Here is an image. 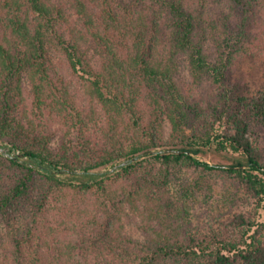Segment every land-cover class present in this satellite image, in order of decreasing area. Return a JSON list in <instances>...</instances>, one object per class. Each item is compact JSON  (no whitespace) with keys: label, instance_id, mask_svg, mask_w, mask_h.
I'll return each instance as SVG.
<instances>
[{"label":"trees","instance_id":"trees-1","mask_svg":"<svg viewBox=\"0 0 264 264\" xmlns=\"http://www.w3.org/2000/svg\"><path fill=\"white\" fill-rule=\"evenodd\" d=\"M0 5V138L16 150L0 154V219L18 226L0 264H264V161L250 137L251 121L264 128V89L251 99L229 92L206 50L212 40L228 51L230 68L264 53V0H103L99 18L85 0ZM184 53L192 83L180 87ZM58 54L87 104L56 67ZM205 77L224 94L223 105L204 106L223 130L187 135L178 117ZM180 171L235 180L254 213L187 238L186 199L178 205L172 183Z\"/></svg>","mask_w":264,"mask_h":264},{"label":"rangeland","instance_id":"rangeland-1","mask_svg":"<svg viewBox=\"0 0 264 264\" xmlns=\"http://www.w3.org/2000/svg\"><path fill=\"white\" fill-rule=\"evenodd\" d=\"M85 2L90 7V10L93 11L94 17L97 16L99 18L103 14V0H85ZM68 14L72 17L75 24L79 22L73 11ZM212 18L218 21V16L215 14V10L212 13ZM5 21L6 14L1 9L0 5V31L4 29L3 23H5ZM96 21L98 22V26L103 28V23L99 20ZM151 40L153 41L151 44L153 47L157 41L155 31L151 35ZM231 44L232 43H230V45ZM206 47L211 60L214 59L217 63L221 64L224 86L229 92L235 96L251 99L258 91L264 89V53L244 56L239 61L237 60L235 67L230 68L231 65L226 61L228 59L226 57V52L228 51L224 52V49L219 54L214 44H212V40L207 42ZM232 48H234V46H232ZM188 55V53H184L179 59L177 79L180 87L191 85L192 83ZM59 56L60 55L58 54V58L55 59L56 67L66 72V77L70 82V89L78 101L81 102V104H87L88 101L84 94L82 81L79 80V78L70 77V73L67 71V64L60 58L61 56ZM207 78L208 77H205L201 86L197 88L196 93L189 96L191 101L183 106L184 114L179 115L178 117L182 129L187 135H200L205 133L207 129H211L212 132L215 133H217V129L219 131L223 130L221 127L223 124L220 126L218 123L214 122L213 117L209 112H206L204 108V106H209L216 102L221 105L224 104L222 101L224 98L222 90L213 86V84L209 82L210 79ZM26 92L29 95V88L26 89ZM234 104H231V107L235 110L239 109V106ZM222 108L223 106L221 109ZM98 109L100 114L94 124L96 127L97 125L104 124L101 108L99 107ZM248 115L251 116L250 113H248ZM250 120L251 118H249V121ZM210 124L212 125L210 126ZM164 127L166 139L169 141L171 129L169 123L165 120ZM53 129L58 131L57 125H54ZM250 137L253 147L264 161V128L251 121ZM60 141V135H57L54 139L53 146L58 147ZM168 143L169 142L166 144ZM12 147L13 146L9 141L0 138L1 155L7 154L10 150L16 151ZM202 159L207 162L213 161L209 156ZM116 168H118V166H108L106 169L108 171H114ZM199 179L200 181H198ZM172 183L178 205L184 204V198L186 199L189 214L186 219H183V224L182 222L180 223L183 227V235L189 239L192 237L197 238L199 236L210 237V235L219 233L222 229V223L235 214H243L248 218L254 213L255 203L245 195L241 185L235 180L227 178L222 174L196 175L191 171H180L175 174ZM171 191H173L172 188ZM259 215V219L264 220V211H261V214ZM17 230L18 226L15 221H10V219H0V247L7 239L9 233ZM131 232L135 238H141L140 232L135 228H132ZM43 256L48 258L49 261L53 263L55 262V254L51 255L50 253L48 254L47 251H44Z\"/></svg>","mask_w":264,"mask_h":264}]
</instances>
